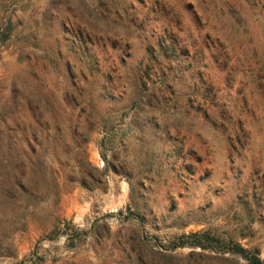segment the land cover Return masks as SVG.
<instances>
[{
    "label": "rangeland",
    "instance_id": "obj_1",
    "mask_svg": "<svg viewBox=\"0 0 264 264\" xmlns=\"http://www.w3.org/2000/svg\"><path fill=\"white\" fill-rule=\"evenodd\" d=\"M7 137L34 194L0 264L264 260V0H0Z\"/></svg>",
    "mask_w": 264,
    "mask_h": 264
},
{
    "label": "trees",
    "instance_id": "obj_2",
    "mask_svg": "<svg viewBox=\"0 0 264 264\" xmlns=\"http://www.w3.org/2000/svg\"><path fill=\"white\" fill-rule=\"evenodd\" d=\"M14 152L11 146V138L0 139V257L13 258L16 257L15 238L14 234L20 229L14 228V221L6 226L8 222L2 215L5 209L14 210L17 206L15 203H20L23 195L32 196L34 189L27 188L25 183L13 181L15 172L14 167ZM87 163V162H86ZM84 166L85 171L94 175L98 173L96 169H91V165ZM95 176V175H94ZM96 177V176H95ZM101 177V176H100ZM91 178L92 175H91ZM94 179V178H93ZM83 182V181H82ZM94 184H102L101 180L96 179ZM84 186L85 183L83 182ZM39 186H41L39 184ZM17 208V207H16ZM199 247L202 250L217 251L219 254H229L233 258L242 259L246 264H264L259 256V251L256 249H247L240 243L233 241H225L215 237L208 232L194 233L179 239L173 247L180 248L184 246Z\"/></svg>",
    "mask_w": 264,
    "mask_h": 264
}]
</instances>
